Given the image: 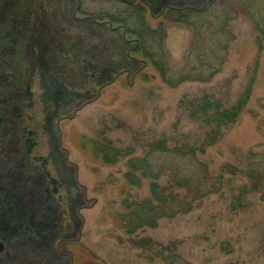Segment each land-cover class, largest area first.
<instances>
[{"label":"rangeland","instance_id":"374dc122","mask_svg":"<svg viewBox=\"0 0 264 264\" xmlns=\"http://www.w3.org/2000/svg\"><path fill=\"white\" fill-rule=\"evenodd\" d=\"M153 1L26 0L29 14L20 23L2 24L14 39L9 38L8 51L0 52V264H73L78 256L90 261L86 251L98 264H169L160 254L176 255L172 260L177 264H264V0ZM9 2L0 0V13ZM49 2L34 19L32 9H44ZM128 2L142 5L147 29L161 28L162 39L151 44L150 53L168 65L170 84L142 53L130 52L138 46L132 40L127 57L135 63L125 58L122 66L109 65L111 75L95 89L80 92V99L60 97L54 105L44 100L42 82L32 77L27 63L41 17L68 22L65 4L88 27L93 25L88 20L101 14L124 21L128 16L121 11ZM170 8L207 12L204 20L191 15L186 26L163 16ZM213 29L219 41H227L223 52L216 51ZM56 34L62 36L54 32L52 37ZM199 39L202 48L197 46L189 64L196 65L195 58L208 72L215 55L222 62L208 81L207 75L200 77L207 82L177 83V70L187 65L184 53ZM249 85L236 121L222 126L217 137L208 136L215 128L214 105L219 103L218 110L234 107ZM204 100L213 106L199 109ZM103 144L132 154L97 155L92 145ZM148 147L196 149L195 160L221 182L190 212L163 218L155 229L130 237L115 228L110 214L119 209L126 163L142 157ZM187 159L168 156L172 168L179 163L184 170ZM142 184L126 188L124 196H148V180ZM158 184L173 188L171 175H162ZM174 190L189 199L185 189ZM10 224L24 230L13 234ZM30 226L35 233L26 231Z\"/></svg>","mask_w":264,"mask_h":264},{"label":"trees","instance_id":"16d2710c","mask_svg":"<svg viewBox=\"0 0 264 264\" xmlns=\"http://www.w3.org/2000/svg\"><path fill=\"white\" fill-rule=\"evenodd\" d=\"M25 2L26 0H10L5 6L3 12L0 13L1 53L8 51V46L10 44L9 38L14 37L10 31H3L2 24L7 21L8 25L11 26L14 24L13 21L15 19H18V22H21L24 19L23 15L29 14ZM126 4L127 9L125 8L121 11V14L128 16L124 21L119 19V17H115V14L113 16L109 14H101L88 20L93 24L89 27L82 24L84 22L80 23L77 19H74L72 16L73 10L65 4H62L63 6H61L63 7L62 10L64 9V15L69 19L68 22L56 18L52 20L45 11V16L47 17H41V20H39L40 25L36 26L33 33V37L35 38L32 45V48H34L33 58L28 57L27 61V63L29 62L32 66L30 68V72H33L31 74L32 77L36 76L42 82L41 88L43 89L42 97L44 100L50 101L54 105L60 97L70 99L71 101H74L75 98L80 99V97H82V93L80 92H85L87 89H95L98 82L111 75L113 70L109 65L116 64L117 66H122V60L125 58L129 59L132 63H135L136 61L134 62V60H130L133 57H127L128 50L130 49L127 43H130L132 40V44L133 42L138 43V49L131 48L130 50L134 51L130 52L142 53V58L147 60V62L150 61L153 68L159 72V74L161 73L164 82L170 84L166 79L167 73L170 72L168 65L163 60H156L154 55L150 53L151 44L155 40L159 41L162 39L161 28L156 30L147 29V26L144 23V11L142 5L135 2H128ZM50 5L51 2H49L44 9L41 5L36 7L35 10L32 9L31 15L34 16V19L37 18L39 16V11L42 12V10H46ZM208 8V10H210L212 7ZM206 12H196L195 10L193 11L184 8H170L163 16L167 17L168 14L173 18L174 23L190 26L189 18L191 15H196L200 20H204L203 16ZM36 15L38 16L36 17ZM130 18L132 23H129ZM222 29L223 24H221L218 32H221ZM54 32L61 33L62 36L56 34L55 37H52ZM94 32H97L98 35L95 36ZM216 32L217 31H214V33ZM126 35L129 36V39H131L130 35L133 37L131 40L128 38L125 40ZM219 35L220 33H216L214 38V46L217 47L216 51L218 53L225 51L227 48V41H219L217 38ZM201 38L202 37L200 36V39ZM200 39L197 40V42L195 41L196 43L194 46L188 50L189 52L184 53V59L186 60L187 65L181 67L182 69L177 70L176 75L179 80L177 83H182V81H187L188 79L207 82L209 78L215 74V64L220 65L222 62V60L219 61L217 59L218 55H215L216 59L211 62V65L214 68L210 67L208 72L205 69H202L203 66H201L199 61L195 58L193 59L197 64H189L191 55L195 50H198L197 46L202 48V45L199 42ZM109 41H111V44H109ZM101 49H103V51H101ZM106 50L108 54L105 53ZM35 56V64L32 65ZM110 56L111 59L109 58ZM117 61L119 62L117 63ZM188 64L191 67H189ZM33 66H35V71L32 69ZM205 75L208 76L207 81H204V78H200ZM32 77H30V81L32 80ZM78 80L86 81V83H88L83 86L77 83L79 82ZM74 83H77L76 87ZM250 90L251 86L249 85L246 88L245 97L239 99L237 104L228 110H218L220 108L219 103L214 105V117H211V119H214L213 122L215 128L212 129L208 136L213 134L217 137L222 126L236 121L241 108L246 102ZM0 98H2V96ZM1 101L2 99H0V102ZM209 106L213 105H211L208 100H204L203 103L199 105V109L208 110ZM2 112L3 110L0 108V114ZM214 139L215 138H212L211 140L212 144ZM92 146L97 152V155L111 153L116 158H120L121 154H124L125 156H130L132 154L127 150L117 149L109 145L103 144V146H106L105 148L99 146L100 148H103L102 150L98 145ZM182 150H169L166 147H148L142 157H134L126 163V172L123 175V182L119 188L121 192L119 195L121 197L119 209L112 210L110 214L117 230H120L125 235L131 237L137 234L138 231L155 229L159 220L163 218L173 219L179 214L190 212L195 202L211 194L220 187L221 181L219 179H221V177L211 176L202 163L195 160L194 155H197L196 149L187 148ZM171 155L184 158H186V156L189 157L190 159H187V169L184 170L179 163H172V166H174V168H172L171 162L168 161V156ZM39 167L41 168L42 166ZM166 173L171 175V180L173 182V188L169 190L161 188L158 184L160 177ZM143 180H148V196L143 197L140 200L124 196L126 188L140 189L143 185ZM50 183L53 187V192L58 194L57 182L52 180ZM174 189H185L189 199L185 197L180 198L175 193ZM34 222L35 221L32 219L31 224ZM35 226L36 222L32 227L35 229ZM8 227L13 234L24 230L23 226L18 224H10ZM32 227L30 226L29 229L25 230L29 231V233H35ZM84 253L90 257V261H86L82 259L83 257L78 256L75 257L73 264H98V262L94 260L96 258L91 253H88L87 251ZM160 255H162L160 256L161 260H164L169 264H177L172 260L173 258H176V255ZM28 263L31 264L30 262ZM32 264H36V261L32 262Z\"/></svg>","mask_w":264,"mask_h":264},{"label":"water","instance_id":"95a60500","mask_svg":"<svg viewBox=\"0 0 264 264\" xmlns=\"http://www.w3.org/2000/svg\"><path fill=\"white\" fill-rule=\"evenodd\" d=\"M4 246L3 244L0 242V252L3 250Z\"/></svg>","mask_w":264,"mask_h":264}]
</instances>
